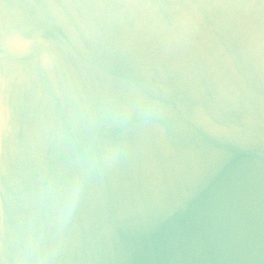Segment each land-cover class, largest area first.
<instances>
[{
	"label": "water",
	"instance_id": "obj_1",
	"mask_svg": "<svg viewBox=\"0 0 264 264\" xmlns=\"http://www.w3.org/2000/svg\"><path fill=\"white\" fill-rule=\"evenodd\" d=\"M0 264H264V0H0Z\"/></svg>",
	"mask_w": 264,
	"mask_h": 264
}]
</instances>
